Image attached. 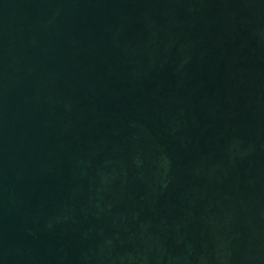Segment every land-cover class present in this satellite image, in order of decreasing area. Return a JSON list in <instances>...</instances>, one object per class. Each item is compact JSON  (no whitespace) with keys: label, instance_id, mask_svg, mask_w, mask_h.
<instances>
[{"label":"water","instance_id":"1","mask_svg":"<svg viewBox=\"0 0 264 264\" xmlns=\"http://www.w3.org/2000/svg\"><path fill=\"white\" fill-rule=\"evenodd\" d=\"M0 264H264V0H0Z\"/></svg>","mask_w":264,"mask_h":264}]
</instances>
